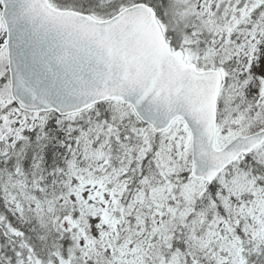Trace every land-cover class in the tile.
I'll return each mask as SVG.
<instances>
[{
  "label": "snow or ice",
  "instance_id": "1",
  "mask_svg": "<svg viewBox=\"0 0 264 264\" xmlns=\"http://www.w3.org/2000/svg\"><path fill=\"white\" fill-rule=\"evenodd\" d=\"M0 264H264V0H0Z\"/></svg>",
  "mask_w": 264,
  "mask_h": 264
}]
</instances>
